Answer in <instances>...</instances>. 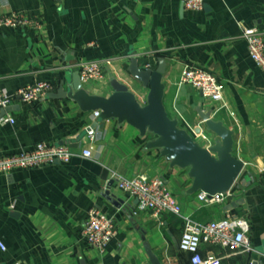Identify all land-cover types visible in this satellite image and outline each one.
Masks as SVG:
<instances>
[{"label":"crops","instance_id":"obj_1","mask_svg":"<svg viewBox=\"0 0 264 264\" xmlns=\"http://www.w3.org/2000/svg\"><path fill=\"white\" fill-rule=\"evenodd\" d=\"M184 0H0V15L22 14L40 24L0 29V89L8 95L47 83L51 90L32 104L15 99L0 125V158L31 151L39 143L64 146L75 157L52 165L0 175V264H189L178 248L180 218H153L117 187L124 179L160 178L181 214L206 224L241 218L249 227L252 251L231 253L202 244L201 257L220 264H264V71L248 57L242 29H256L264 39V0H204L200 12H188ZM142 70L165 61L163 105L202 147L217 141L199 113L233 131V155L244 169L220 205H203L188 194L187 170L171 168L158 150L147 149L153 137H140L127 124L97 121L68 99H50L65 91L78 66L101 62L104 79L82 87L109 97L116 80L143 104L148 90L128 75L130 60ZM185 67L212 74L223 88L222 101L205 99L180 84ZM95 132L92 141L86 130ZM89 150L91 157L80 153ZM105 194L109 195L108 200ZM113 196V198H111ZM122 201L120 208L113 205ZM114 221L116 235L103 255L84 240L90 209Z\"/></svg>","mask_w":264,"mask_h":264},{"label":"built area","instance_id":"obj_2","mask_svg":"<svg viewBox=\"0 0 264 264\" xmlns=\"http://www.w3.org/2000/svg\"><path fill=\"white\" fill-rule=\"evenodd\" d=\"M204 7V0H184L183 8L188 12H200ZM32 28L38 30L40 24L22 14L0 15V29ZM241 37L246 43L250 60L264 71V39L256 29H242ZM101 62H84L78 66L79 81L82 85L101 82L104 79ZM180 84L188 85L199 91L210 101L221 102L223 88L216 78L201 69L185 67L180 74ZM51 90L47 83H39L19 89L15 95L6 94L0 89V113L7 110L15 99L25 104H32L44 97ZM14 124L11 118L3 117L0 125ZM87 138L92 141L95 132L88 128ZM80 156L85 159L91 157L89 150H83ZM75 155L64 146H51L44 143L37 144L31 151H23L0 158V175L15 171L36 169L49 166L55 162L68 164ZM111 178L116 180L117 187L138 202V211L149 212L153 218L163 214H171L181 219L183 233L179 239L178 248L189 254V264H220L219 259L208 256L203 258L199 254L202 244L218 246L231 253H249L252 251L247 238L249 227L241 218H225L206 224L193 222L181 214V209L170 190L160 178L147 179L143 176L124 179L115 174ZM264 192V186L262 187ZM232 197L230 190L225 194L207 195L198 193L197 199L203 205H220ZM116 235L114 221L100 210L92 208L87 213L83 229V237L87 245L103 255ZM6 248L0 241V252Z\"/></svg>","mask_w":264,"mask_h":264},{"label":"water","instance_id":"obj_3","mask_svg":"<svg viewBox=\"0 0 264 264\" xmlns=\"http://www.w3.org/2000/svg\"><path fill=\"white\" fill-rule=\"evenodd\" d=\"M128 75L148 90L145 102L139 103L129 89L116 80L110 81L112 94L100 97L89 94L79 81V74L72 77L67 89L59 86L50 99H68L74 102L83 113L97 114V121H116L135 129L140 137H153L147 149L158 150L160 157L171 168L187 170L191 180L188 194L205 193L207 195L225 194L236 183L244 165L233 155V136L231 130L221 123L214 122L210 114L199 113L207 132L217 141L207 147L199 145L191 135L180 128L178 121L169 118L163 105L165 61L159 59L155 70H142L137 60L131 59ZM9 109L0 113L5 117ZM109 195L105 194L108 200ZM113 198V196H111ZM114 206L120 208L122 201L115 199ZM151 264H159L154 256L147 252Z\"/></svg>","mask_w":264,"mask_h":264}]
</instances>
